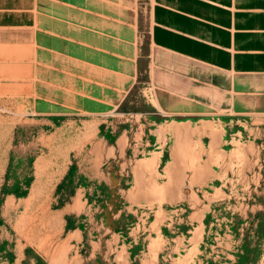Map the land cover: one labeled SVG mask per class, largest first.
Segmentation results:
<instances>
[{"label": "rangeland", "instance_id": "obj_1", "mask_svg": "<svg viewBox=\"0 0 264 264\" xmlns=\"http://www.w3.org/2000/svg\"><path fill=\"white\" fill-rule=\"evenodd\" d=\"M264 116L0 103V264H264Z\"/></svg>", "mask_w": 264, "mask_h": 264}, {"label": "crops", "instance_id": "obj_2", "mask_svg": "<svg viewBox=\"0 0 264 264\" xmlns=\"http://www.w3.org/2000/svg\"><path fill=\"white\" fill-rule=\"evenodd\" d=\"M171 116H264V0H0V103L105 115L144 78Z\"/></svg>", "mask_w": 264, "mask_h": 264}, {"label": "built area", "instance_id": "obj_3", "mask_svg": "<svg viewBox=\"0 0 264 264\" xmlns=\"http://www.w3.org/2000/svg\"><path fill=\"white\" fill-rule=\"evenodd\" d=\"M263 259H264V257H263Z\"/></svg>", "mask_w": 264, "mask_h": 264}]
</instances>
